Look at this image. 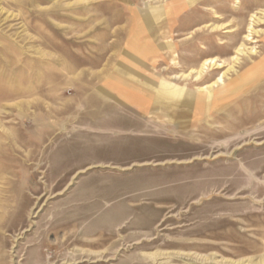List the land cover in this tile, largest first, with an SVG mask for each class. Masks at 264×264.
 I'll return each instance as SVG.
<instances>
[{
    "label": "rangeland",
    "instance_id": "obj_1",
    "mask_svg": "<svg viewBox=\"0 0 264 264\" xmlns=\"http://www.w3.org/2000/svg\"><path fill=\"white\" fill-rule=\"evenodd\" d=\"M260 65L264 0H0V264H264Z\"/></svg>",
    "mask_w": 264,
    "mask_h": 264
},
{
    "label": "bare ground",
    "instance_id": "obj_2",
    "mask_svg": "<svg viewBox=\"0 0 264 264\" xmlns=\"http://www.w3.org/2000/svg\"><path fill=\"white\" fill-rule=\"evenodd\" d=\"M207 64H213V61H208ZM264 74V66L260 65L256 68L250 69L248 73H246L244 76H242L239 81L242 83H247V81H253L257 79L261 74ZM221 79L219 78L217 81H220ZM234 90V89H233Z\"/></svg>",
    "mask_w": 264,
    "mask_h": 264
},
{
    "label": "crops",
    "instance_id": "obj_3",
    "mask_svg": "<svg viewBox=\"0 0 264 264\" xmlns=\"http://www.w3.org/2000/svg\"><path fill=\"white\" fill-rule=\"evenodd\" d=\"M138 63H139V62H138ZM126 69H127V68H126ZM128 69H129V68H128ZM128 69H127V70H128Z\"/></svg>",
    "mask_w": 264,
    "mask_h": 264
}]
</instances>
